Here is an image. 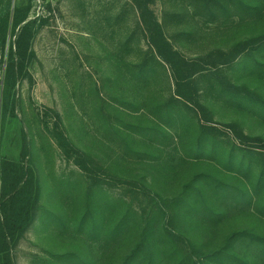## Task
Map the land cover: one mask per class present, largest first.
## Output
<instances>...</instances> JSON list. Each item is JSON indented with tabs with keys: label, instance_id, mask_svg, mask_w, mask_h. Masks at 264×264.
Wrapping results in <instances>:
<instances>
[{
	"label": "rangeland",
	"instance_id": "1",
	"mask_svg": "<svg viewBox=\"0 0 264 264\" xmlns=\"http://www.w3.org/2000/svg\"><path fill=\"white\" fill-rule=\"evenodd\" d=\"M140 1L179 74L138 0L33 1L34 84L5 131L0 115V203L24 137L41 188L15 264H125L140 247L135 264H264V0ZM246 42L260 48L232 61Z\"/></svg>",
	"mask_w": 264,
	"mask_h": 264
},
{
	"label": "trees",
	"instance_id": "2",
	"mask_svg": "<svg viewBox=\"0 0 264 264\" xmlns=\"http://www.w3.org/2000/svg\"><path fill=\"white\" fill-rule=\"evenodd\" d=\"M33 1L0 0V70L2 71L0 115L2 131H5L9 118L17 117V101L22 85L25 82H28L30 86L34 84V77L30 71L36 60L33 45L45 19L41 16L31 18ZM138 7L142 11L150 43L156 49L158 58L169 64L179 74L177 63L172 58L174 53L165 39L160 23L149 7L143 5L140 0H138ZM259 48V44L256 45V43H243L236 47L232 61L251 49L255 51ZM178 74H176V79L177 82H180L182 79ZM31 159V147L24 137L22 160L15 162L3 159L1 162V264H15L11 253L12 249L24 237L35 220L34 213L40 201L41 188ZM25 163H28L27 167H25ZM242 235L234 234L226 247L214 253L222 255L225 251L230 250L231 240ZM252 240H255V237ZM139 249L137 248L128 256L125 264L137 262Z\"/></svg>",
	"mask_w": 264,
	"mask_h": 264
}]
</instances>
